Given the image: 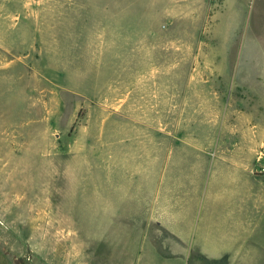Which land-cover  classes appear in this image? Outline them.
<instances>
[{"label": "rangeland", "instance_id": "obj_1", "mask_svg": "<svg viewBox=\"0 0 264 264\" xmlns=\"http://www.w3.org/2000/svg\"><path fill=\"white\" fill-rule=\"evenodd\" d=\"M28 5L37 14L27 24L22 19L13 37H32L27 25L42 42L13 50L23 64L7 80L0 76V201L8 203L0 202V252L6 259L134 264L113 256L133 253V227L122 226L123 236L102 222L98 193L95 205L86 206V189L100 185L90 166L101 167L100 159H87L100 151L103 133L149 138L156 127L163 137L199 139L208 157L205 194L182 264H264V0ZM179 122L187 129H176ZM105 123L110 129H102ZM240 142L246 148L236 150L251 160L228 178L233 164L213 166L212 157L232 154ZM159 245L154 240L157 256L148 264H173Z\"/></svg>", "mask_w": 264, "mask_h": 264}, {"label": "crops", "instance_id": "obj_2", "mask_svg": "<svg viewBox=\"0 0 264 264\" xmlns=\"http://www.w3.org/2000/svg\"><path fill=\"white\" fill-rule=\"evenodd\" d=\"M28 4L29 0H0V74H2L0 76H5L6 80L9 72L14 73L15 65L23 64V61L13 59V50L19 48L24 50L26 47L27 51L42 42L38 31H31L27 25L24 26L26 33L29 32L30 35L31 32L32 37L27 35L20 40L13 37V28L18 27L17 24L22 19H24L22 22L27 24L32 16ZM33 13L36 16L37 12ZM187 100L185 98L182 106L187 104ZM190 124L197 130L204 129L200 122ZM103 125L102 129H110L109 124ZM187 126L179 122L176 129L183 131ZM152 130L149 138L132 136L125 138L120 137L119 133L115 136L102 134L100 151L87 159V161L100 159L101 167L95 165L97 162L93 163V168L90 166L91 170L94 169L92 175L96 178L100 176V185L86 189V206L91 209L95 205L94 193H98L103 209L96 216L102 222L113 225L116 233L123 236L125 234L122 226L133 227V253L113 256L131 257L134 264H148L150 257L157 256L153 242L158 240L162 243L158 249L160 248L161 252L163 250V256L166 259L173 258V264H182L189 253L191 228L199 209V202L205 194L203 185L208 157L205 155V145L199 139L190 143L187 138L182 137L183 133L174 139L172 134L167 136V133L163 137L162 133L157 132L156 127ZM244 140L247 143V139ZM245 143L234 145L232 147L234 154L214 155L213 166L222 161L230 162L233 165L227 164V175L228 178L235 177L238 174L237 170L242 171L246 162L251 160L249 157L244 158L243 154L236 150L239 148L244 152L247 145ZM125 145H128V149ZM185 163L192 164L190 170L179 169ZM219 163L216 166L220 167ZM103 178H106V181H102ZM0 202L8 204L7 200ZM130 210L131 215L126 213ZM0 264L13 263L0 252Z\"/></svg>", "mask_w": 264, "mask_h": 264}]
</instances>
